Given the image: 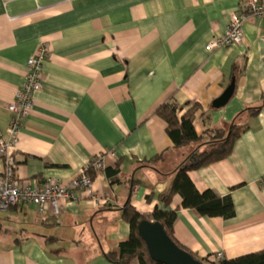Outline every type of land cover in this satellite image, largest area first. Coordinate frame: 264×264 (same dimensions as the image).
Returning <instances> with one entry per match:
<instances>
[{
  "label": "crops",
  "instance_id": "0c3cea01",
  "mask_svg": "<svg viewBox=\"0 0 264 264\" xmlns=\"http://www.w3.org/2000/svg\"><path fill=\"white\" fill-rule=\"evenodd\" d=\"M243 0H0V131L41 43L50 57L16 147L20 182H67L105 155L90 191L51 208L0 210V264H110L129 238L122 209L177 211L175 242L204 258L233 260L264 250V20L243 23L238 46L206 51ZM234 78L225 106L214 109ZM174 101L197 105L193 128L246 125L230 155L187 173L196 191L230 197L234 217H202L179 195L161 202L183 161L206 146L175 149L155 115ZM261 107L250 116L245 109ZM208 142L207 140L204 141ZM4 169L0 160V176ZM131 264H138L134 260Z\"/></svg>",
  "mask_w": 264,
  "mask_h": 264
},
{
  "label": "trees",
  "instance_id": "16d2710c",
  "mask_svg": "<svg viewBox=\"0 0 264 264\" xmlns=\"http://www.w3.org/2000/svg\"><path fill=\"white\" fill-rule=\"evenodd\" d=\"M195 110H197V105L192 106L179 116L181 109L174 101L162 104L155 110V115L166 123V133L175 149L184 148L191 144L206 146L202 151L197 150L190 154L183 161L175 172L169 191L161 195L160 199L165 206H168L173 196L179 195L182 199L183 209L194 210L202 217L231 219L234 217L231 198H220L209 190L199 193L188 178L187 173L226 159L230 155L235 141L246 130L247 126L232 123L228 128L209 130L204 136L199 137L193 128ZM245 110L250 116H255L258 115L261 107ZM205 140L208 142L204 143ZM176 213L177 211L155 209L151 214L140 215L128 202L122 209V218L129 225V238L120 244L117 253H107L104 257L110 264H131L134 260L138 261V264H160L150 259L145 244L137 232L139 223L147 221L159 223L166 235L178 248L189 253L201 264H264V250L233 260H215V255L198 258L196 254L189 252L175 242L173 238V223L176 220Z\"/></svg>",
  "mask_w": 264,
  "mask_h": 264
},
{
  "label": "built area",
  "instance_id": "2783aa9c",
  "mask_svg": "<svg viewBox=\"0 0 264 264\" xmlns=\"http://www.w3.org/2000/svg\"><path fill=\"white\" fill-rule=\"evenodd\" d=\"M249 17L264 20V0H243L240 11L230 17L225 33L214 38L206 51L218 48L238 46L243 41V23ZM50 57L48 43H41L36 52L26 62L24 83L16 92L12 103L7 107L11 114L9 126L0 131V160L4 169L0 176V210L6 211L18 204H28L44 212L51 208V215L57 218L62 201H73L74 192L90 191L93 185L92 175L105 168V155L90 159L80 172L67 182L58 179H46L20 182L17 177L18 164L15 153L23 121L33 109L35 96L40 92L43 81V68ZM222 254L216 253L215 260H221Z\"/></svg>",
  "mask_w": 264,
  "mask_h": 264
},
{
  "label": "water",
  "instance_id": "95a60500",
  "mask_svg": "<svg viewBox=\"0 0 264 264\" xmlns=\"http://www.w3.org/2000/svg\"><path fill=\"white\" fill-rule=\"evenodd\" d=\"M235 90L234 78L222 95L216 99L212 107L221 108L232 98ZM137 232L143 240L151 260L160 264H201L189 253L178 248L166 235L163 227L156 222L141 221Z\"/></svg>",
  "mask_w": 264,
  "mask_h": 264
}]
</instances>
